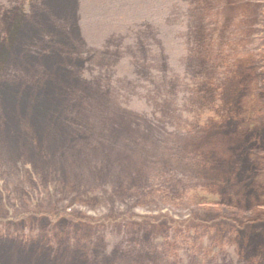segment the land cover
Wrapping results in <instances>:
<instances>
[{
  "label": "rangeland",
  "instance_id": "1",
  "mask_svg": "<svg viewBox=\"0 0 264 264\" xmlns=\"http://www.w3.org/2000/svg\"><path fill=\"white\" fill-rule=\"evenodd\" d=\"M0 264H264V0H0Z\"/></svg>",
  "mask_w": 264,
  "mask_h": 264
},
{
  "label": "trees",
  "instance_id": "2",
  "mask_svg": "<svg viewBox=\"0 0 264 264\" xmlns=\"http://www.w3.org/2000/svg\"><path fill=\"white\" fill-rule=\"evenodd\" d=\"M199 194H200V197L206 199L207 200V203H209V204H211L213 202H216V198L214 196H212V195H209L208 193L200 192ZM55 217H57V218L60 219L62 217L63 218H67L68 216H66V215L61 216V215L57 214Z\"/></svg>",
  "mask_w": 264,
  "mask_h": 264
}]
</instances>
